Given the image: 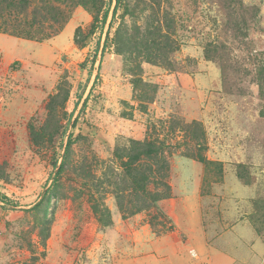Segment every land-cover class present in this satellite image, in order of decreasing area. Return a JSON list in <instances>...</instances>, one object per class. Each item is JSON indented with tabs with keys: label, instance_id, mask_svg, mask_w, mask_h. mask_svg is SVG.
<instances>
[{
	"label": "rangeland",
	"instance_id": "rangeland-1",
	"mask_svg": "<svg viewBox=\"0 0 264 264\" xmlns=\"http://www.w3.org/2000/svg\"><path fill=\"white\" fill-rule=\"evenodd\" d=\"M28 1L0 8V264H264V0ZM147 140L154 204L116 158Z\"/></svg>",
	"mask_w": 264,
	"mask_h": 264
},
{
	"label": "trees",
	"instance_id": "trees-1",
	"mask_svg": "<svg viewBox=\"0 0 264 264\" xmlns=\"http://www.w3.org/2000/svg\"><path fill=\"white\" fill-rule=\"evenodd\" d=\"M19 1V6L18 8L20 10H24L26 6L28 5V0H0V8L2 7L3 4H8L9 6L16 7L15 2ZM112 1V0H111ZM116 6L114 9V15L116 16L118 10L120 9V4L122 3V0H116ZM228 2H232V0H228ZM257 14L259 11H256ZM107 17V14H105V18ZM244 20H247L244 18ZM245 22H243V26H245ZM239 29V27H238ZM32 37V35H29ZM136 83V82H135ZM133 147H131L129 150H117L116 153V158L121 162L122 167L124 168L125 171L128 172V176L131 178V180H134L135 183L140 186L142 190V194L144 195L143 198H146L148 201L151 200L152 203L154 204L156 200L159 198H156V200H152L151 198H148L146 195L149 194L148 192V183L150 180V177H152L155 174V171L152 169H145L144 172L138 169V167H141L142 161H153L157 162L159 157H161L162 153L158 150L157 144L153 140H147L145 142H133ZM199 160L203 163H205V159L203 157H199ZM55 168H57L58 163H55ZM145 166V165H144ZM139 170V171H138ZM163 179V177H161ZM161 179V180H162ZM139 188V189H140ZM1 198V197H0ZM3 199V198H2ZM0 199V200H2Z\"/></svg>",
	"mask_w": 264,
	"mask_h": 264
}]
</instances>
